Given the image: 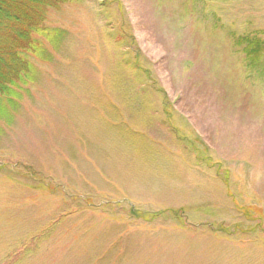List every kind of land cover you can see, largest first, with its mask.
<instances>
[{
	"label": "rangeland",
	"instance_id": "rangeland-1",
	"mask_svg": "<svg viewBox=\"0 0 264 264\" xmlns=\"http://www.w3.org/2000/svg\"><path fill=\"white\" fill-rule=\"evenodd\" d=\"M204 1L48 10L66 40L0 121V264H264V62L238 43L264 0Z\"/></svg>",
	"mask_w": 264,
	"mask_h": 264
},
{
	"label": "trees",
	"instance_id": "trees-1",
	"mask_svg": "<svg viewBox=\"0 0 264 264\" xmlns=\"http://www.w3.org/2000/svg\"><path fill=\"white\" fill-rule=\"evenodd\" d=\"M74 1L0 0V121L3 117L5 122L12 119L19 94L35 82L37 68L31 59L47 61L49 51L45 44L54 49L66 40V31L45 24L48 10ZM263 34L260 30L238 37L249 67L264 62Z\"/></svg>",
	"mask_w": 264,
	"mask_h": 264
}]
</instances>
